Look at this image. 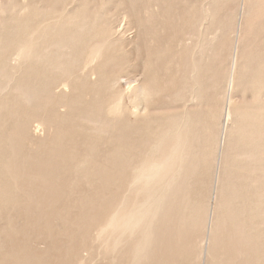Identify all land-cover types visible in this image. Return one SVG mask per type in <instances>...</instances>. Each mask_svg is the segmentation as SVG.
<instances>
[{
	"label": "bare ground",
	"instance_id": "6f19581e",
	"mask_svg": "<svg viewBox=\"0 0 264 264\" xmlns=\"http://www.w3.org/2000/svg\"><path fill=\"white\" fill-rule=\"evenodd\" d=\"M74 1L0 0V221L6 220L0 224V264H48L50 233L45 232L47 240L42 241L34 234L39 223L48 224L51 204L63 197V189L53 187L58 172L65 166L62 160L67 158L64 153L54 154L50 145H60L63 138L54 131L60 132L58 124L61 126L69 117L78 96L91 99L96 91L109 93L107 99L76 111L73 118L91 125L92 133H104L107 140L117 142L125 151L120 146L108 148L98 164L102 169L96 175L110 189L100 199L83 197L84 203L103 209L98 214H83L81 222L87 228L81 234H88L89 240L109 255L126 251L123 257L129 261L127 264H151L153 251L162 246L161 237L168 228L185 221L195 224L185 214L188 202L184 196L186 174L195 170L199 161L200 126L192 107L202 100L212 79L216 35L205 34L194 41L186 32L178 40L181 47H190L191 51L184 52L176 71L180 83L173 97L183 103V108L164 124L152 130L148 127L149 131L144 124L149 120L146 110L138 114L131 102L158 92L153 77H148L156 75L144 69L140 76L145 77L140 82L123 87L117 76H125V67L111 64L109 58L113 47L124 40L127 27L141 26L136 12L128 3L118 15L109 14V10L105 15L99 13V0L70 7ZM142 9L143 14L151 12L146 5ZM212 12L209 8L207 15ZM118 20L124 24H118ZM237 51L238 43L231 55L222 95L225 97L236 88L252 87L250 98L243 95L234 99L231 109L224 108L232 127L237 122L243 127L252 123L247 113L264 114V92L255 85L254 73L248 74V60L238 64L237 59H243L245 54L237 57ZM53 111L55 114H51ZM129 114L139 116L134 120L146 128L132 129ZM203 119L206 120L204 116ZM230 141L240 142L238 137ZM251 141L249 138L246 143H239L240 149L232 156L233 161L251 162L237 164L225 158L216 169L217 182L220 173L264 170V165L257 162L264 144L253 148ZM132 151L138 156H130ZM85 155L76 166L86 163L88 154ZM125 169L126 185L121 189L118 178ZM88 178L85 174L84 181ZM119 189L121 195L116 198ZM44 204L47 208L42 210ZM211 204L204 234L196 241L199 260L202 264L216 258L220 264H252L251 257L258 254L251 248L256 243L252 234H241L242 221L229 206L214 208L215 202ZM191 208L196 212L197 207ZM224 221H228V227L220 226ZM84 250L85 247L80 249ZM31 257L34 259L27 261ZM79 257L80 264H84L80 253Z\"/></svg>",
	"mask_w": 264,
	"mask_h": 264
},
{
	"label": "rangeland",
	"instance_id": "374dc122",
	"mask_svg": "<svg viewBox=\"0 0 264 264\" xmlns=\"http://www.w3.org/2000/svg\"><path fill=\"white\" fill-rule=\"evenodd\" d=\"M84 1L86 0H75L70 4V7H76ZM99 1L102 5L99 13L105 15L108 10L109 14L116 13L118 15L130 3L141 22L139 28L135 25L127 27L124 40L120 38L122 42L117 43L109 54L111 64L125 67V76H117L119 84L124 87L126 83L132 86L140 82L145 77L140 76L144 69L153 71L156 75L148 77H153L158 92L143 98H133L134 100L131 102V105L137 107L138 114H142V111L146 110L144 114L149 120L144 124L147 125V128L142 126L139 121L134 120L139 116L129 114L127 117L131 121L128 123L132 124V129L141 126V129L146 128L150 131L156 125L164 124L169 117L177 115L182 110L183 103L174 98L173 94L180 83V76L176 74L178 62L186 50L187 53H191L190 47L185 49L178 43L183 33H191L194 41L201 39L205 34L206 37L216 35L212 46V52L215 53L211 60L213 76L210 78L212 79L206 85L202 100L192 107V110L197 113L200 126V138L197 143L199 161L196 169L186 174L185 179L188 182L186 181L184 196L188 202V210L185 211V214L195 224L191 226L185 221L168 228L161 237L162 246L153 251L151 264H202V261L199 260V248L196 246V241L204 234L206 214L209 206L210 209L212 208V204L209 205L210 202H215L214 208L223 205L229 206L231 211L240 217L242 221L241 234L248 232L256 241L251 248L255 249L254 253L258 254L251 257V263L264 264V170L244 172L246 174L240 172L220 173L218 182L216 180L218 165L225 158L229 162L233 161L232 156L240 149L239 143H246L250 138L253 148L264 144V114L249 116L247 113L248 119L250 117L252 123L243 124V127H240L237 122L233 128L224 109H231L234 99L241 98L243 95L250 98L252 87L236 88L231 92L228 91L225 97L222 95V85L229 72L231 55L236 48V43H238L237 57L240 54H245L243 59H237L238 64L245 62L244 59L248 60L247 72L248 74L249 72L254 73L256 76L255 85L264 92V65H262V60H264V0ZM91 2H95V0H91L89 3ZM145 5L151 12L142 13L145 12L142 9ZM152 8L154 9L152 10ZM209 8L213 10L211 16L207 15ZM121 21L118 20V24H124ZM108 94L96 91L92 94L91 99H87L86 95L78 96V103L74 105V110L69 111V117L61 126L58 124L60 132L54 131L55 134L62 136L63 139L60 141L62 147L59 145L56 148L51 144V151L55 150L54 154L58 155L64 153L67 157L62 160L65 166L58 172L59 174L57 173V181L53 187L54 189H63V197L51 204V217L48 224L39 223L34 234L38 241H42L47 237L44 235L45 232L46 234L50 233L48 241L51 250L46 255L48 264H80L79 253L85 259L84 264H127L129 262L123 257L126 251H117L109 255L103 252L98 245L93 244L89 240L88 234H81V231L87 228L86 224L81 222L83 214L87 212L98 214L103 209L90 206L82 199L84 196H97L100 199L107 194L110 185L104 179L97 177L96 173L102 169V165L98 167V164L105 158L108 148L119 149L120 145L115 141L107 140L104 133H92L91 125L81 120H75L73 115L76 114V111L81 112L87 106L93 107L94 104L106 100ZM130 99L125 100V105H128ZM141 106L142 108H140ZM51 114H55V112L53 111ZM203 116L206 120L203 119ZM40 132L43 133V131ZM62 134L65 136L63 137ZM237 137L240 142L233 144L230 140H236ZM123 148L121 147L122 151H125ZM85 154H88L86 163L81 167L76 166V162ZM129 155L138 156L133 151ZM258 157L257 162L264 165V152ZM57 161L61 162V160ZM233 162L248 164L251 160L236 159ZM122 173L123 175L118 178V186L121 189L126 185L124 175L128 173V170L125 169ZM85 174L89 175L87 181H84ZM121 189L116 192V198H120ZM46 205L44 204L43 207L41 205V209L43 210L44 206L47 208ZM191 205L197 207L196 212L193 211ZM5 223L4 219L0 221V224ZM228 224V221H224L220 226L228 227ZM84 247L85 250L80 251ZM30 249L35 250L32 247ZM32 259L34 257L27 261ZM208 263L220 264L217 258L208 261Z\"/></svg>",
	"mask_w": 264,
	"mask_h": 264
}]
</instances>
